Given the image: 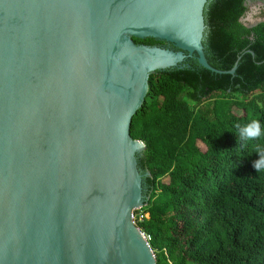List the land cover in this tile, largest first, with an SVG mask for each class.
<instances>
[{
    "label": "water",
    "instance_id": "water-1",
    "mask_svg": "<svg viewBox=\"0 0 264 264\" xmlns=\"http://www.w3.org/2000/svg\"><path fill=\"white\" fill-rule=\"evenodd\" d=\"M209 1L0 0V264H156L131 123L157 72L235 75L206 58Z\"/></svg>",
    "mask_w": 264,
    "mask_h": 264
},
{
    "label": "trees",
    "instance_id": "trees-1",
    "mask_svg": "<svg viewBox=\"0 0 264 264\" xmlns=\"http://www.w3.org/2000/svg\"><path fill=\"white\" fill-rule=\"evenodd\" d=\"M247 1L210 0L204 10L206 58L225 72L238 62L235 75L194 59L157 72L132 119L149 216L137 226L156 264H264V170L253 168L264 136L240 137L251 121L264 128V22L243 24Z\"/></svg>",
    "mask_w": 264,
    "mask_h": 264
},
{
    "label": "clouds",
    "instance_id": "clouds-1",
    "mask_svg": "<svg viewBox=\"0 0 264 264\" xmlns=\"http://www.w3.org/2000/svg\"><path fill=\"white\" fill-rule=\"evenodd\" d=\"M264 136V128L258 121H251L240 130V137L243 141L255 140ZM255 153L258 154V159L253 162V168L256 172L264 170V145H256Z\"/></svg>",
    "mask_w": 264,
    "mask_h": 264
},
{
    "label": "rangeland",
    "instance_id": "rangeland-1",
    "mask_svg": "<svg viewBox=\"0 0 264 264\" xmlns=\"http://www.w3.org/2000/svg\"><path fill=\"white\" fill-rule=\"evenodd\" d=\"M246 6L248 12L246 13L242 21L246 27H252L254 25L264 22V0H248ZM208 104H205L203 108L206 107ZM236 113L240 114V112L238 111H236ZM198 145L200 146V148L204 149V147L200 143ZM141 214L142 213L140 212L137 215L141 216ZM138 216H135V219Z\"/></svg>",
    "mask_w": 264,
    "mask_h": 264
},
{
    "label": "built area",
    "instance_id": "built-area-1",
    "mask_svg": "<svg viewBox=\"0 0 264 264\" xmlns=\"http://www.w3.org/2000/svg\"><path fill=\"white\" fill-rule=\"evenodd\" d=\"M142 209H143V208H141V209H139V210H137V211H134L133 214H132V222H133L134 226L137 227V228H138V226H137L138 223H140V222L144 221L145 219H148V218H149L148 214H144V213L142 212ZM140 212H141L142 214H141V216H138L137 214L140 213ZM135 216H138V217L135 219ZM138 230H139L140 232H142V231L140 230V228H138ZM142 234H143V237H144V239L146 240V242L149 243V240H150L149 237L146 236L143 232H142Z\"/></svg>",
    "mask_w": 264,
    "mask_h": 264
},
{
    "label": "flooded vegetation",
    "instance_id": "flooded-vegetation-1",
    "mask_svg": "<svg viewBox=\"0 0 264 264\" xmlns=\"http://www.w3.org/2000/svg\"><path fill=\"white\" fill-rule=\"evenodd\" d=\"M165 46H166V45H165ZM165 46H164V47H165ZM162 47H163V46H162ZM167 47H168V46H167Z\"/></svg>",
    "mask_w": 264,
    "mask_h": 264
}]
</instances>
